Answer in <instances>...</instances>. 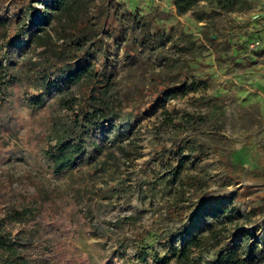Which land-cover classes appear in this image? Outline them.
Here are the masks:
<instances>
[{
    "label": "rangeland",
    "instance_id": "rangeland-1",
    "mask_svg": "<svg viewBox=\"0 0 264 264\" xmlns=\"http://www.w3.org/2000/svg\"><path fill=\"white\" fill-rule=\"evenodd\" d=\"M27 4L0 0L5 22L0 45L11 38L17 18L28 19ZM45 4L30 2L37 9ZM79 7L70 19L46 25L49 47L71 64L109 65L105 75L121 106L118 118L95 131L94 142L100 146L118 138L108 151L113 155L103 151L89 167L82 164L54 176L48 161L23 144L28 114L18 107L10 123L16 150L1 159L2 167L13 176L28 173L58 186V193L80 188L79 224L64 237L92 263L131 264L137 245L162 254L159 238L182 224L208 192L216 193L200 205L188 232L204 230L211 220L202 215L205 210L232 206L242 217L227 229L232 232L236 224L234 233L247 232V246L256 244L242 256L249 260L264 252V1L198 0L182 15L173 0H88ZM34 28L14 42L27 45ZM82 31L101 41L75 62L67 43ZM49 53L37 48L12 55L9 64L22 80L21 91L34 79L35 64H44ZM28 64L32 71L26 72ZM53 100L45 104L56 107ZM174 141L181 149L178 160L141 165L156 153L162 156L161 148ZM119 145L125 147L123 154ZM181 200L188 202L183 208Z\"/></svg>",
    "mask_w": 264,
    "mask_h": 264
},
{
    "label": "trees",
    "instance_id": "trees-1",
    "mask_svg": "<svg viewBox=\"0 0 264 264\" xmlns=\"http://www.w3.org/2000/svg\"><path fill=\"white\" fill-rule=\"evenodd\" d=\"M26 1L31 10L28 19L25 20L23 14L17 18L16 30L11 38L0 45V161L4 156L9 158L14 155L16 141L10 133V123L17 117L16 108H23L28 114L22 136L23 144L33 154L45 158L49 163V171L60 177L79 165L89 167L94 164L103 151L104 154L113 155L108 151L117 143L118 138L96 146L94 133L100 129L102 122L118 118L121 103L114 93L113 81L105 75L108 64L93 66L86 60L82 64L76 62L84 59L90 45L97 39L101 41L100 38L91 39L93 35H86L82 31L67 43L73 48L76 64L65 61L61 51L55 52L49 47L50 37L46 25L53 20L70 19L72 13L79 11V6L88 3V0H47L42 9L30 6L31 0ZM197 2L173 0V5L177 14L182 15L191 11ZM4 23L0 19V27ZM94 24H99V20H94ZM32 25L35 27L34 35L29 38L28 44L22 46L15 43L14 38L20 37ZM37 48L42 53L45 50L50 53L44 58V64H35L36 70L32 71V64H28L26 72L32 71L34 79L29 80L28 84L24 83V90L21 91L22 80L13 75L11 69L14 64L9 63L12 55ZM15 88H20L19 92H13ZM26 88L31 92H27ZM50 99H54L56 107L54 103L45 104ZM120 145L117 149L123 154L125 147ZM160 152L162 156L156 153L141 165L147 167L158 159V163L165 166L171 159L178 160L181 149L178 142L174 141L170 146L161 148ZM2 162L0 264H96L89 257L80 256L78 252L76 254L64 237L71 236L74 227L79 224L80 188L68 186L58 193L55 190L58 186L51 188L47 182H40L28 173L13 176L7 168L2 167ZM170 175L176 176L171 172ZM213 193L216 192L205 193L182 224L159 238L164 247L162 254L137 245L133 247L131 264L264 262V252H256L249 260L242 256L247 251L250 253L256 244L248 247V233L240 231L235 234L236 224L232 232L227 229V224L242 217L232 206L223 205L219 209L205 210L202 215L211 220L205 224L204 230L193 234L188 232L193 219L201 212L200 205ZM187 203V200H181L179 208ZM60 227L64 228L65 235L59 232ZM236 241L243 243V246L236 244ZM109 262L113 264L112 260Z\"/></svg>",
    "mask_w": 264,
    "mask_h": 264
},
{
    "label": "crops",
    "instance_id": "crops-1",
    "mask_svg": "<svg viewBox=\"0 0 264 264\" xmlns=\"http://www.w3.org/2000/svg\"><path fill=\"white\" fill-rule=\"evenodd\" d=\"M260 1H264V0H260Z\"/></svg>",
    "mask_w": 264,
    "mask_h": 264
}]
</instances>
